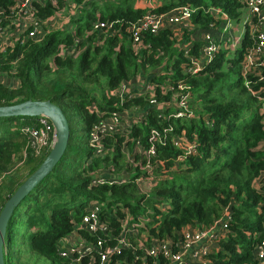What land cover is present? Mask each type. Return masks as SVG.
<instances>
[{"label":"trees","instance_id":"obj_1","mask_svg":"<svg viewBox=\"0 0 264 264\" xmlns=\"http://www.w3.org/2000/svg\"><path fill=\"white\" fill-rule=\"evenodd\" d=\"M12 3L0 0L4 8ZM32 4L43 27L59 10L75 12L40 41L21 44L19 39L0 51V105L48 99L68 114L69 136L52 171L14 208L4 235V264H68L56 242L75 230L86 236L74 224L90 202L100 204L99 219L114 233L124 218L118 207L127 209L129 222L140 218L138 231L146 235V246L155 240L173 246L181 231L205 229L227 209V234L209 255L211 263L256 264L251 234L259 239L264 230V122L259 112L264 84L248 88L240 75L247 39L234 50L219 46L209 62L190 74L194 64L185 56L198 57L201 45L191 40V31L173 26L142 31L134 52L128 30L144 13L178 6L190 9L189 28L204 29L214 10L236 20L240 0H161L154 7L138 0ZM96 22L110 26L95 29ZM132 74L144 77L145 86L121 96L117 88ZM132 108L139 113L128 123L125 116L132 115ZM112 113L119 115V126L97 133L96 151L91 133ZM30 118L0 117V209L49 150L32 146L24 132L15 131ZM175 140L190 149L175 146ZM151 147L152 153L147 152ZM123 149L129 153L126 164ZM20 167L21 175L15 169ZM120 168L125 172L119 173Z\"/></svg>","mask_w":264,"mask_h":264},{"label":"built area","instance_id":"obj_2","mask_svg":"<svg viewBox=\"0 0 264 264\" xmlns=\"http://www.w3.org/2000/svg\"><path fill=\"white\" fill-rule=\"evenodd\" d=\"M12 1V5L8 8L0 5V42L2 41L0 51L12 46L19 39L21 44L27 40L38 42L50 31L48 29L51 23L43 27L33 15L32 3H41L43 0ZM243 5L245 12H241L236 20H232L226 14L218 15V11L214 10L213 21L209 23L207 28L200 30L189 28L191 11L187 6L174 7L158 14L154 12L144 13L129 25L132 47L134 49L136 46L137 49L139 46V35L142 31L148 30L150 33H156L166 26L186 28L191 31L192 41L201 42L198 57L185 56L194 64L188 69V72L192 74L212 59L219 46H226L231 42L232 45L237 44L234 48L236 49L241 46L243 38H246L248 43L244 47L239 62L240 75L244 85L248 88H250V83L264 84V0H243ZM17 10L27 12V18L13 24L12 14ZM237 20L240 21L241 33L234 39L232 33L234 32V22ZM20 24L24 27L22 34L15 36L14 40H10L6 36V32L9 33L11 26L16 27ZM93 26L95 29L107 28L110 23L96 22ZM248 75L254 79H248ZM178 87L181 88L180 85ZM122 94L121 91L120 95L122 96ZM260 102L261 109L259 112L262 114L264 100ZM118 117L119 115L116 117L113 113L105 117L100 125L95 128L96 131L91 133V140L96 144V151L100 150V146L97 144L100 136L97 133L114 131L115 126H119ZM22 126L20 130L24 132L32 146L50 148L55 139V133L51 123L45 117H32V121L24 123ZM154 135L155 133L152 132L149 140ZM174 144L187 151L190 149V146L185 145L182 141L175 140ZM147 152L152 153V147ZM145 154L148 153L145 152ZM113 180L106 179V182L112 183ZM100 182H104V180L95 181V183ZM138 182L139 179L136 183ZM118 209L124 218L120 222L118 231L114 233L108 222L99 219L100 204L88 203L79 223L74 224L86 236L78 235L77 230H75L60 237L56 242L58 255L66 259L68 264H212L209 255L220 249L219 240L227 234L229 210L226 209L219 219L205 229L181 231L173 246L164 240H155L151 242L150 246H146L143 244L146 235L138 231L141 219L138 218L136 223L129 222L127 209L124 207H118ZM112 211L114 209H111ZM110 214L115 218L117 217L113 212ZM257 236V233L251 234V239H255L252 244L253 259L256 264H264V230L259 239H256Z\"/></svg>","mask_w":264,"mask_h":264},{"label":"water","instance_id":"obj_3","mask_svg":"<svg viewBox=\"0 0 264 264\" xmlns=\"http://www.w3.org/2000/svg\"><path fill=\"white\" fill-rule=\"evenodd\" d=\"M27 116L45 117L52 125L55 139L47 154L38 166L15 188L0 209V264L3 261V244L6 225L18 203L42 180L57 164L63 155L69 136L66 117L59 106L52 101L26 99L9 105H0V117Z\"/></svg>","mask_w":264,"mask_h":264},{"label":"rangeland","instance_id":"obj_4","mask_svg":"<svg viewBox=\"0 0 264 264\" xmlns=\"http://www.w3.org/2000/svg\"><path fill=\"white\" fill-rule=\"evenodd\" d=\"M138 1L140 2V4H145V7H147L148 4H153L155 6L161 4V0H138ZM98 3L100 5H102V3L100 1ZM240 3H241V6L238 8V11L240 13L241 12L243 13V12H245V8H244V5H243V0H240ZM246 7H247V5H246ZM19 11L20 10H17L15 13L12 14L13 24L21 22L22 19L24 20V19L27 18V12H19ZM74 12H75V10H73L71 7H66L63 10H59L58 12H56L54 14V16L51 19H49V23H51V26H50V28L48 30H54V29H57L58 27L62 26L64 24V23H62V21L67 19L70 15H73ZM96 14H97V12H96ZM239 23H240V21H238V20H237V22H234V32L232 33V36H233L234 39H236L241 33V26H240ZM23 30H24V27L21 24L19 26H16V27L11 26V28L9 30V33L6 32V36L8 38H10V40H14L15 36L22 34ZM0 44H2V41L0 42ZM228 45L231 48L230 50H233L237 46V44L232 45L231 42L228 43ZM68 52L69 53H73L72 47H70L68 49ZM134 52H136V46L134 47ZM146 75L147 74H145V76ZM144 82H145L144 77L132 74V75H129L127 78H125V80L122 81L119 84V87L117 88V90L120 89V92L122 91L123 93H124L125 90L134 91V92L141 91L144 88V86H145ZM259 100L260 101L264 100V97L260 96ZM262 105H264V103ZM124 109L126 111H129V108H124ZM132 109H130V110H132L130 112L132 115H130V116L126 115L125 116V120L128 123L131 120L129 117H135L139 113V112L136 111V109H134V108H132ZM263 112H264V109L262 110V115H263L262 121L264 122V113ZM66 117L68 119V114L67 113H66ZM25 121H26L25 123H29L30 121H32V118L27 119ZM22 127L23 126H21V127L18 126L17 129H15V131H18V129L20 130ZM13 128H14V126L12 124L10 129L14 130ZM85 137H86V132L83 131L82 132V138L85 139ZM122 153L124 154V156L122 157V163L126 164L130 160L129 159V153L126 152L125 149L122 150ZM15 169L18 171V174H20V175L24 171L23 167L15 168ZM118 172L119 173L120 172L123 173L125 171L122 170V168H120L118 170ZM145 210H147L149 213L153 212V209L150 208V207H145ZM149 217H151V216H149Z\"/></svg>","mask_w":264,"mask_h":264},{"label":"crops","instance_id":"obj_5","mask_svg":"<svg viewBox=\"0 0 264 264\" xmlns=\"http://www.w3.org/2000/svg\"><path fill=\"white\" fill-rule=\"evenodd\" d=\"M148 6H149V7H154L155 5H153V4H148Z\"/></svg>","mask_w":264,"mask_h":264}]
</instances>
